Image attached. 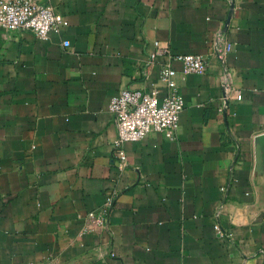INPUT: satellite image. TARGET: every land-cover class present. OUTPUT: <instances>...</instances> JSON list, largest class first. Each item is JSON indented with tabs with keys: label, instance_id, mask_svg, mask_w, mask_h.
<instances>
[{
	"label": "crops",
	"instance_id": "crops-1",
	"mask_svg": "<svg viewBox=\"0 0 264 264\" xmlns=\"http://www.w3.org/2000/svg\"><path fill=\"white\" fill-rule=\"evenodd\" d=\"M36 1L60 32L0 27V264H264V0ZM156 40L208 70L178 76L177 137L124 143L120 168L109 103L163 95ZM109 194L108 229L83 231Z\"/></svg>",
	"mask_w": 264,
	"mask_h": 264
},
{
	"label": "built area",
	"instance_id": "built-area-1",
	"mask_svg": "<svg viewBox=\"0 0 264 264\" xmlns=\"http://www.w3.org/2000/svg\"><path fill=\"white\" fill-rule=\"evenodd\" d=\"M63 24V15L51 4H40L36 0H0V27L5 30L32 32L39 39L47 40L50 32H60ZM64 45L68 46L69 42L64 41ZM154 47L145 62L142 74L147 78L157 57H166L167 61L161 64L159 72L160 82L165 88L163 95L160 96L159 89L152 92L122 89L109 103V110L115 117L118 131L114 144L120 168L127 165V156L122 148L124 143L140 141L153 132L160 133L168 139L177 137L180 114L185 107L178 76L181 75L182 79H185L189 74H204L208 70V59L202 54L173 55L169 46L159 40L154 41ZM225 49L229 50V44ZM174 62L182 64L180 72L174 68ZM222 86L224 90L228 87L225 79ZM236 98L240 100L242 94L238 93ZM114 200L115 195L109 194L101 208L88 212L83 231L107 230ZM214 229L232 241L231 234L226 232L221 224L220 211L216 213Z\"/></svg>",
	"mask_w": 264,
	"mask_h": 264
},
{
	"label": "water",
	"instance_id": "water-1",
	"mask_svg": "<svg viewBox=\"0 0 264 264\" xmlns=\"http://www.w3.org/2000/svg\"><path fill=\"white\" fill-rule=\"evenodd\" d=\"M234 4L231 5L233 9ZM231 9V12H232ZM255 173L264 174V132L254 138Z\"/></svg>",
	"mask_w": 264,
	"mask_h": 264
}]
</instances>
